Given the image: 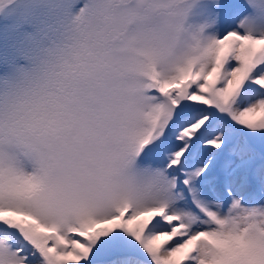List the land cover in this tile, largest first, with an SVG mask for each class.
<instances>
[{
  "label": "clouds",
  "instance_id": "9594fccd",
  "mask_svg": "<svg viewBox=\"0 0 264 264\" xmlns=\"http://www.w3.org/2000/svg\"><path fill=\"white\" fill-rule=\"evenodd\" d=\"M28 3L44 11L28 64L0 80V177L31 180L27 205L63 228L104 219L122 203L171 199L163 170L140 164L135 148L167 119L184 78L215 63L218 34L198 12L203 0ZM232 215L264 248V215ZM209 249L202 240L200 255Z\"/></svg>",
  "mask_w": 264,
  "mask_h": 264
},
{
  "label": "snow or ice",
  "instance_id": "6c2138e0",
  "mask_svg": "<svg viewBox=\"0 0 264 264\" xmlns=\"http://www.w3.org/2000/svg\"><path fill=\"white\" fill-rule=\"evenodd\" d=\"M248 13L241 0H219L212 69L184 78L167 119L135 148L140 164L163 170L171 199L122 203L104 219L63 228L27 205L31 180L0 177V264H264V248L232 215H264V32ZM202 240L211 259L198 251Z\"/></svg>",
  "mask_w": 264,
  "mask_h": 264
},
{
  "label": "rangeland",
  "instance_id": "374dc122",
  "mask_svg": "<svg viewBox=\"0 0 264 264\" xmlns=\"http://www.w3.org/2000/svg\"><path fill=\"white\" fill-rule=\"evenodd\" d=\"M218 3L219 0H203L198 12L213 20ZM241 3L249 9L247 18L257 27L264 26V0H241ZM43 11L30 6L28 0H0V80L28 64Z\"/></svg>",
  "mask_w": 264,
  "mask_h": 264
}]
</instances>
